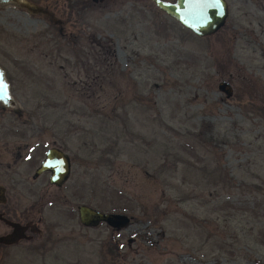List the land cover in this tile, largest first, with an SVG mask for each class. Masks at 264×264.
<instances>
[{"label": "rangeland", "instance_id": "obj_1", "mask_svg": "<svg viewBox=\"0 0 264 264\" xmlns=\"http://www.w3.org/2000/svg\"><path fill=\"white\" fill-rule=\"evenodd\" d=\"M69 1L0 4V187L43 202L74 264H264V0L207 37L152 0ZM53 146L59 189L34 178ZM79 204L130 221L84 227Z\"/></svg>", "mask_w": 264, "mask_h": 264}, {"label": "water", "instance_id": "obj_2", "mask_svg": "<svg viewBox=\"0 0 264 264\" xmlns=\"http://www.w3.org/2000/svg\"><path fill=\"white\" fill-rule=\"evenodd\" d=\"M156 7L166 15L176 20L183 27L197 37H207L215 34L225 23L228 17V7L225 0H152ZM19 2V0H0V4ZM218 89L226 97L232 96V87L229 82L222 80ZM0 103L5 107L16 106L10 83L5 70L0 66ZM71 162L69 155L57 147L46 151L45 158L35 171L40 174L50 171L51 184L61 186L69 177ZM79 222L85 226H97L105 223L119 230L125 227L130 218L124 213L102 212L85 204L77 206Z\"/></svg>", "mask_w": 264, "mask_h": 264}, {"label": "flooded vegetation", "instance_id": "obj_3", "mask_svg": "<svg viewBox=\"0 0 264 264\" xmlns=\"http://www.w3.org/2000/svg\"><path fill=\"white\" fill-rule=\"evenodd\" d=\"M92 1L102 2L103 0ZM225 1L227 3L229 12L228 0ZM9 3L13 4L14 2ZM69 3L70 6L75 9L78 6H80L79 9H85L86 6V4L78 2L77 0H71L69 1ZM14 4L26 7V5L23 3V0H19V2H15ZM226 21L221 28L225 26ZM59 149L62 150V148ZM46 151L44 152L43 158L39 161L38 166L34 170V178L46 174L47 181L50 186L56 189L62 188L64 184H66L68 179L61 186H56L54 184H51L49 181L50 171H43L40 174L35 173L37 168L40 166L41 161L45 158ZM8 190L9 189L6 187H0V264H74L72 262H69L67 257L65 258L63 256H66V254L67 256H70L72 253L67 252L66 254H63L62 252H60L61 249L59 247H56L60 241H58L55 236L53 237L52 224H46L44 227H42V229L41 218H37L38 220H35L34 213L36 211H39L38 209L36 210L35 207L40 208L41 206H43V202L37 200L36 202L30 203L23 209L18 204L19 201L16 198L9 197ZM80 224L84 227H91L85 226L82 223Z\"/></svg>", "mask_w": 264, "mask_h": 264}, {"label": "trees", "instance_id": "obj_4", "mask_svg": "<svg viewBox=\"0 0 264 264\" xmlns=\"http://www.w3.org/2000/svg\"><path fill=\"white\" fill-rule=\"evenodd\" d=\"M109 51H110V53H111V48L109 47Z\"/></svg>", "mask_w": 264, "mask_h": 264}]
</instances>
